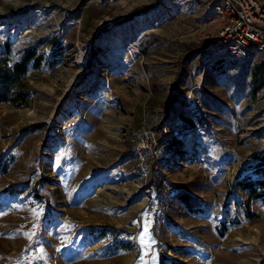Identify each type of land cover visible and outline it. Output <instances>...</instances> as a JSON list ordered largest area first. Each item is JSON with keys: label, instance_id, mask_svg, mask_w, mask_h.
Returning <instances> with one entry per match:
<instances>
[{"label": "rangeland", "instance_id": "obj_1", "mask_svg": "<svg viewBox=\"0 0 264 264\" xmlns=\"http://www.w3.org/2000/svg\"><path fill=\"white\" fill-rule=\"evenodd\" d=\"M153 2L0 0V60L43 57L27 107L0 105V264H264L236 187L264 179V55L225 57L188 0L120 22Z\"/></svg>", "mask_w": 264, "mask_h": 264}, {"label": "built area", "instance_id": "obj_2", "mask_svg": "<svg viewBox=\"0 0 264 264\" xmlns=\"http://www.w3.org/2000/svg\"><path fill=\"white\" fill-rule=\"evenodd\" d=\"M188 2L204 9L198 28L203 34V39L210 41L225 57L246 62L252 53L264 55L263 3L258 0H188ZM68 120L66 118L60 123L57 132H71L80 122L78 120L73 124V121ZM140 146L143 149L148 145L142 142ZM140 171L144 172L143 167Z\"/></svg>", "mask_w": 264, "mask_h": 264}, {"label": "trees", "instance_id": "obj_3", "mask_svg": "<svg viewBox=\"0 0 264 264\" xmlns=\"http://www.w3.org/2000/svg\"><path fill=\"white\" fill-rule=\"evenodd\" d=\"M160 0L148 6H142L131 12L127 17L122 18L120 22L129 21L132 18L144 14L154 9ZM207 46V45H206ZM91 55L90 61L93 60ZM43 62V57L38 55L36 48H26L21 53L20 58L12 64H9V59L0 60V105L7 104L12 108H25L28 105L30 92L24 84V78L29 67L32 69H39ZM163 136V134H161ZM257 170L264 169V152L254 156ZM14 157L5 153L0 154V176H5L12 163ZM236 187L242 191H246L249 201L260 200L264 204V179L260 180H243L236 182ZM167 191L166 189L164 190ZM171 199L177 200L183 204L189 211L199 209L200 202L188 196L185 192H176Z\"/></svg>", "mask_w": 264, "mask_h": 264}, {"label": "bare ground", "instance_id": "obj_4", "mask_svg": "<svg viewBox=\"0 0 264 264\" xmlns=\"http://www.w3.org/2000/svg\"><path fill=\"white\" fill-rule=\"evenodd\" d=\"M70 122H71V121H70ZM72 123H73V124H75V122H74V121H73Z\"/></svg>", "mask_w": 264, "mask_h": 264}, {"label": "snow or ice", "instance_id": "obj_5", "mask_svg": "<svg viewBox=\"0 0 264 264\" xmlns=\"http://www.w3.org/2000/svg\"><path fill=\"white\" fill-rule=\"evenodd\" d=\"M143 239V238H142Z\"/></svg>", "mask_w": 264, "mask_h": 264}]
</instances>
